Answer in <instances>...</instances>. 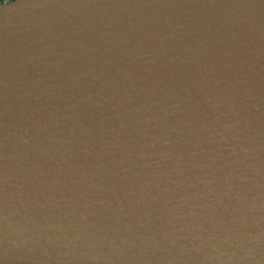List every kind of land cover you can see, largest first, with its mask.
I'll return each instance as SVG.
<instances>
[{"label": "water", "instance_id": "obj_1", "mask_svg": "<svg viewBox=\"0 0 264 264\" xmlns=\"http://www.w3.org/2000/svg\"><path fill=\"white\" fill-rule=\"evenodd\" d=\"M0 264H264V0L1 3Z\"/></svg>", "mask_w": 264, "mask_h": 264}, {"label": "trees", "instance_id": "obj_2", "mask_svg": "<svg viewBox=\"0 0 264 264\" xmlns=\"http://www.w3.org/2000/svg\"><path fill=\"white\" fill-rule=\"evenodd\" d=\"M7 1H10V0H0V4L4 3V2H7Z\"/></svg>", "mask_w": 264, "mask_h": 264}]
</instances>
